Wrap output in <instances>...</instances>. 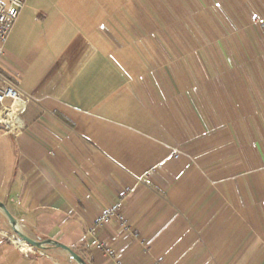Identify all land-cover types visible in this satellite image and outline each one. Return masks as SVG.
Returning a JSON list of instances; mask_svg holds the SVG:
<instances>
[{"label": "crops", "instance_id": "obj_1", "mask_svg": "<svg viewBox=\"0 0 264 264\" xmlns=\"http://www.w3.org/2000/svg\"><path fill=\"white\" fill-rule=\"evenodd\" d=\"M5 61L30 101L0 127V201L28 236L88 264H264V0H28ZM113 208L129 229H96ZM11 235L0 211V264H76Z\"/></svg>", "mask_w": 264, "mask_h": 264}, {"label": "built area", "instance_id": "obj_2", "mask_svg": "<svg viewBox=\"0 0 264 264\" xmlns=\"http://www.w3.org/2000/svg\"><path fill=\"white\" fill-rule=\"evenodd\" d=\"M28 0H6L0 2V127L7 133L16 135L24 130L20 123V113L24 106L30 101L28 98H22L18 88L10 81L5 69L6 45L18 22ZM7 100L11 101L6 105ZM116 220L124 230L129 229V222L123 213L117 209H109L101 215L95 224V228H102ZM10 243L22 249H33L30 246L21 243L20 240L12 233L7 236ZM97 248L106 253L109 257H114L115 252L107 248L103 243H99Z\"/></svg>", "mask_w": 264, "mask_h": 264}, {"label": "water", "instance_id": "obj_3", "mask_svg": "<svg viewBox=\"0 0 264 264\" xmlns=\"http://www.w3.org/2000/svg\"><path fill=\"white\" fill-rule=\"evenodd\" d=\"M0 211L7 219L12 233L24 244L40 251L60 250L65 252L68 257L76 264H88L86 260L76 253L72 248L53 240H36L28 236L22 229L18 221L12 216L4 203L0 201Z\"/></svg>", "mask_w": 264, "mask_h": 264}, {"label": "bare ground", "instance_id": "obj_4", "mask_svg": "<svg viewBox=\"0 0 264 264\" xmlns=\"http://www.w3.org/2000/svg\"><path fill=\"white\" fill-rule=\"evenodd\" d=\"M21 243H23L22 241H20Z\"/></svg>", "mask_w": 264, "mask_h": 264}]
</instances>
